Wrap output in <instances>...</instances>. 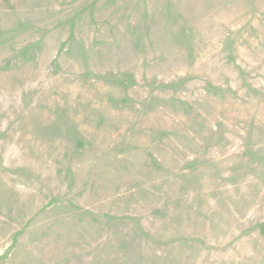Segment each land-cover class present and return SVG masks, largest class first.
Segmentation results:
<instances>
[{"label":"rangeland","instance_id":"rangeland-1","mask_svg":"<svg viewBox=\"0 0 264 264\" xmlns=\"http://www.w3.org/2000/svg\"><path fill=\"white\" fill-rule=\"evenodd\" d=\"M0 264H264V0H0Z\"/></svg>","mask_w":264,"mask_h":264}]
</instances>
